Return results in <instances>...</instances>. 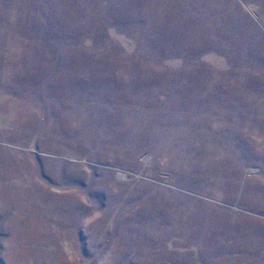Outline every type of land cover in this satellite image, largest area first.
Segmentation results:
<instances>
[{
	"label": "rangeland",
	"instance_id": "obj_1",
	"mask_svg": "<svg viewBox=\"0 0 264 264\" xmlns=\"http://www.w3.org/2000/svg\"><path fill=\"white\" fill-rule=\"evenodd\" d=\"M0 264H264V0H0Z\"/></svg>",
	"mask_w": 264,
	"mask_h": 264
}]
</instances>
